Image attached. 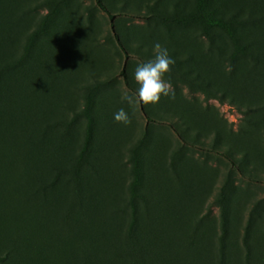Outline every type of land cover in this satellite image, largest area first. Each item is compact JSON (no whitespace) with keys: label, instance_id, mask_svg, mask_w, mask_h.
I'll list each match as a JSON object with an SVG mask.
<instances>
[{"label":"rangeland","instance_id":"374dc122","mask_svg":"<svg viewBox=\"0 0 264 264\" xmlns=\"http://www.w3.org/2000/svg\"><path fill=\"white\" fill-rule=\"evenodd\" d=\"M101 1L112 21L95 0H0V264L43 248L68 264H98L99 248L101 264H134V157L140 241L171 233L179 264H221V241L223 264H264V0ZM207 14L238 21L250 56L231 64L227 35L195 20ZM155 42L175 59L174 98L122 103ZM121 107L127 125L113 118Z\"/></svg>","mask_w":264,"mask_h":264},{"label":"trees","instance_id":"16d2710c","mask_svg":"<svg viewBox=\"0 0 264 264\" xmlns=\"http://www.w3.org/2000/svg\"><path fill=\"white\" fill-rule=\"evenodd\" d=\"M95 2H96L97 7L100 10H102L105 14H107L110 21H112L114 19V15L111 14L106 9V7L103 5L102 1L101 0H95ZM197 2L199 5H202L203 3L206 2V0H197ZM192 17H193V19H195L194 18L195 16H192ZM197 19H198V21H200V23H202V25L215 27L219 30H222L227 35V37L229 38L230 42L233 45V51L231 52V54L229 56V62L231 64H234V62L239 58H245L247 56H250V53L245 50V46L243 44H240L239 39H238V37L234 31V26L239 24L238 21L234 20L233 18L224 19L221 17H214L210 14H207V16H203V15L196 16L195 20H197ZM205 34L208 35L206 29H205ZM36 37H37L36 32L29 35L27 37V40H26V43L24 46V52H23L22 56L19 59L11 62L10 64H7L6 66H4L2 68V71L9 70V69L19 65L20 63H22V61L28 56ZM258 75L261 77L263 76L262 72L258 73ZM84 115L86 116V119H87V125H86V132H85V140H84L83 146H82V148L79 152V156H78V162L79 163L82 162L85 159V157L87 156V154L89 152L91 138H92V117L88 114L87 111L84 112ZM256 128L259 129L258 127H256ZM251 133L252 132H249V134H251ZM255 144H259L258 147L259 148L261 147V145L258 141ZM246 155L247 154L245 152L244 156H246ZM72 171H77V168L75 167V168L71 169V172ZM141 180L142 179L140 178L139 163H138L137 158L134 157L133 179H132L130 186H129L130 195H129V199H128V203H127V208L129 210L130 222H129L128 230H127L126 237H125L126 238V244L128 245L127 248H136L135 256H137V257L133 258L134 264H179V263H177L176 257L172 255V251L169 250V248H171V244H172V234L171 233L160 236L161 238L167 240V241H165L164 244L163 243L160 244V243L156 242L157 236H154L153 238L147 236L145 241L144 240L140 241L138 236H136L135 228H136V225L138 226L136 200L140 196L138 193V189L141 186ZM73 181H74V186H75V194L78 196V195H80V191L78 189L79 183H78V180L76 181V179ZM225 225H226V222H225V217H224L223 226H222L223 231L226 230ZM22 235H23V232L19 231L17 239H20V240H22V243H25L27 240H24L25 238H21ZM37 235L39 236L38 237L39 239H42L44 236L43 231L40 232V229H39ZM158 242H159V238H158ZM13 247H14L13 250L17 251V253H19L18 256L21 254V252L24 254V252L20 249V247H18L17 244ZM224 248H225V243H224V241H221V250L219 253V260H220L219 262L221 264H223V260L225 258L224 251H223ZM45 250H47V249L43 248L38 253H35L34 251L28 250L26 252L25 259L21 263H24V264H68L66 258L63 259L62 255H58L55 252L52 254H50V253L48 254V251L46 253ZM104 250H105L104 248H99L97 251L96 256L100 253L98 264L102 263V256L103 257L107 256L106 254H103ZM84 253H85V251H84ZM46 254H48L49 256H46ZM96 262H97V260H92V258H90L89 260L85 261L83 264H96ZM186 263H187V261L181 260V264H186ZM191 264H193V263L191 262ZM249 264H250V262H249Z\"/></svg>","mask_w":264,"mask_h":264},{"label":"clouds","instance_id":"9594fccd","mask_svg":"<svg viewBox=\"0 0 264 264\" xmlns=\"http://www.w3.org/2000/svg\"><path fill=\"white\" fill-rule=\"evenodd\" d=\"M153 58L136 66L133 79L137 84L134 94L123 92L121 102L131 106L137 102L144 104H157L161 97L174 98V91L170 81L166 78L175 65V59L170 55L169 49L160 42L152 45ZM116 122L129 124V114L121 107L113 114Z\"/></svg>","mask_w":264,"mask_h":264}]
</instances>
